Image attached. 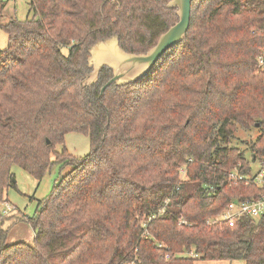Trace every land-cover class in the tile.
<instances>
[{
  "label": "trees",
  "instance_id": "16d2710c",
  "mask_svg": "<svg viewBox=\"0 0 264 264\" xmlns=\"http://www.w3.org/2000/svg\"><path fill=\"white\" fill-rule=\"evenodd\" d=\"M169 1L30 0L28 17L0 22V203L16 188L14 166L38 181L54 164L70 167L34 216L11 214L35 235L9 245L1 229L0 264H264V215L213 221L263 193L227 177L254 173L248 150L264 162V0H194L186 38L143 79L101 95L114 74L105 66L82 83L98 41L154 47L179 21ZM254 128L245 149L233 144ZM71 132L89 137L87 155L67 150Z\"/></svg>",
  "mask_w": 264,
  "mask_h": 264
},
{
  "label": "rangeland",
  "instance_id": "374dc122",
  "mask_svg": "<svg viewBox=\"0 0 264 264\" xmlns=\"http://www.w3.org/2000/svg\"><path fill=\"white\" fill-rule=\"evenodd\" d=\"M5 5V12L0 16V22L6 23L10 17H18L19 19H25L29 16L30 12V0H2ZM8 45V34L0 30V50H4ZM264 54V49L262 53ZM259 70H264L261 67ZM260 134L259 130L254 128L251 131L239 130L236 133V137L233 140V144L238 145L242 149H245L244 142H250L256 140ZM239 139V140H238ZM65 146L67 150L76 157H83L90 151L89 137L83 133L71 132L65 137ZM61 149L59 146L57 147ZM246 161L252 166L253 172H256L259 164L252 159V153L250 150L246 151ZM70 167L65 169L60 164H54L52 168L47 172L45 177L38 181L32 175L23 171L20 167L14 166L12 171L15 174L16 188H10L7 191L8 200L17 207L19 210V217L25 215L32 217L35 215L38 200H42L48 197L54 187V183L61 175L69 172ZM181 180H186L185 176ZM18 212V211H17ZM14 214V213H12ZM17 215H10L8 217L0 219V228L8 231L7 243L9 245H15L18 243L33 244L34 230L25 220L17 218ZM197 264H246L244 260L235 261H220V262H205L198 260Z\"/></svg>",
  "mask_w": 264,
  "mask_h": 264
},
{
  "label": "water",
  "instance_id": "95a60500",
  "mask_svg": "<svg viewBox=\"0 0 264 264\" xmlns=\"http://www.w3.org/2000/svg\"><path fill=\"white\" fill-rule=\"evenodd\" d=\"M194 0H170L168 8H177L179 21L164 32L157 44L148 52L134 54L124 51L116 35L98 41L90 47L89 65L93 70L87 74L83 84L92 85L97 82L103 67L113 70V77L102 87L101 95L113 83L124 85L135 83L147 76L157 62L171 48L183 41L190 28L192 2ZM48 144L50 141H47ZM14 182H16L14 178Z\"/></svg>",
  "mask_w": 264,
  "mask_h": 264
},
{
  "label": "built area",
  "instance_id": "2783aa9c",
  "mask_svg": "<svg viewBox=\"0 0 264 264\" xmlns=\"http://www.w3.org/2000/svg\"><path fill=\"white\" fill-rule=\"evenodd\" d=\"M16 1V0H13ZM259 66L264 69V54L258 57ZM182 179L186 176V169L181 171ZM187 177V176H186ZM231 184H237L239 182H244L246 185L254 183L259 189L263 191L259 198L244 199L241 201L233 200L230 202L228 207L216 216L213 221L215 222H227L229 225H234L236 221L242 216H252L258 217L264 215V162L260 164L257 171L252 175L243 174L238 168L230 171L227 177ZM214 187H210L213 190ZM164 208L160 209V213L164 212ZM17 212V207L13 205L9 200L0 203V219L10 216L12 213ZM154 216H150L147 220L151 221ZM147 222H143L142 226L147 230ZM182 223V222H180ZM211 223V219L207 221ZM1 233V228H0ZM191 256L196 258L198 255L192 253Z\"/></svg>",
  "mask_w": 264,
  "mask_h": 264
},
{
  "label": "crops",
  "instance_id": "0c3cea01",
  "mask_svg": "<svg viewBox=\"0 0 264 264\" xmlns=\"http://www.w3.org/2000/svg\"><path fill=\"white\" fill-rule=\"evenodd\" d=\"M3 3H4V2H3ZM5 12H8V11H6L5 8H4V10H3V14H4ZM17 211L20 212L19 210H17ZM18 212H16V213H18Z\"/></svg>",
  "mask_w": 264,
  "mask_h": 264
}]
</instances>
